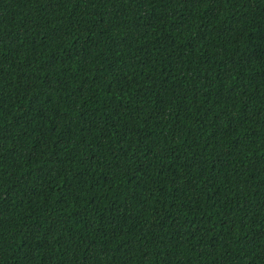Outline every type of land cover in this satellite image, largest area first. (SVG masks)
<instances>
[{
    "label": "trees",
    "instance_id": "trees-1",
    "mask_svg": "<svg viewBox=\"0 0 264 264\" xmlns=\"http://www.w3.org/2000/svg\"><path fill=\"white\" fill-rule=\"evenodd\" d=\"M0 264H264V0H0Z\"/></svg>",
    "mask_w": 264,
    "mask_h": 264
}]
</instances>
